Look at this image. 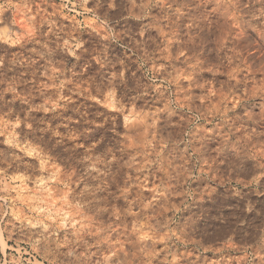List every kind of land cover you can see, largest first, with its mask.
Returning a JSON list of instances; mask_svg holds the SVG:
<instances>
[{
  "label": "clouds",
  "instance_id": "clouds-1",
  "mask_svg": "<svg viewBox=\"0 0 264 264\" xmlns=\"http://www.w3.org/2000/svg\"><path fill=\"white\" fill-rule=\"evenodd\" d=\"M52 7L29 17L33 28L23 37L10 32L15 20L0 18L7 36L0 40V112H11L19 101L30 114L53 113L30 115L27 135L75 161L71 145L78 136L48 123L61 105H29L40 90L27 75L9 77L13 67L33 79L47 78L43 88L86 99L94 93L104 107L115 104L117 117L135 106L137 124L159 126L164 134L152 158L137 153L147 163L136 171L156 165L168 197L179 195L181 209L205 225L201 239L221 246L213 249L223 252L216 264H264V0H61ZM77 8L76 15H65V9ZM60 54L67 63L52 73V60ZM87 111L75 109L77 125L90 127L97 116L106 125L116 123L113 113L97 110L89 120ZM126 130L135 132L131 122ZM127 141L116 133L104 150L105 156L121 157L109 161L117 172L133 167L123 162ZM127 192L125 187L120 194Z\"/></svg>",
  "mask_w": 264,
  "mask_h": 264
},
{
  "label": "rangeland",
  "instance_id": "rangeland-1",
  "mask_svg": "<svg viewBox=\"0 0 264 264\" xmlns=\"http://www.w3.org/2000/svg\"><path fill=\"white\" fill-rule=\"evenodd\" d=\"M6 3L12 7L6 10L0 7V18L6 22L15 20V24L8 25L10 32L23 37L33 28L28 21L30 16L35 18L38 8L52 12V4L61 0H50L47 6L40 0H0V6ZM79 11L64 10L65 15H76ZM60 20L66 25L71 23L64 17ZM42 28L47 31V25ZM6 38L0 26V40ZM82 38L87 39L88 33H82ZM60 63H67L63 54L53 58L50 71L58 72ZM22 74L40 90L29 105L33 108L48 103L61 105L55 118L48 120L49 126L78 138L71 145L75 161H70L27 135L33 126L28 119L30 115L40 119L53 117V113L30 114L28 105L19 101L11 112H0V263L216 264L223 252L213 249L221 246L201 239L205 225L196 214H186L181 209L179 195L173 193L168 197L160 187L164 177L153 171L156 165L143 172L136 171L147 163L137 153L146 152L152 158L151 149L156 147L157 140L163 139L159 126L147 129L137 124L135 106L117 117L115 104L104 107L103 102L97 103L99 97L94 93L93 99H86L67 89L43 88L49 83L47 78L33 79L22 67H13L8 72L12 78ZM23 87L18 86L17 91ZM28 87L31 90V85ZM85 90L92 91L91 87ZM76 108L87 109L89 120L97 110L113 113L111 119L116 123L106 125L97 116L90 127L83 121L77 125ZM69 119L72 123H67ZM128 122L135 129L133 134L126 130ZM116 133L121 138L128 136L129 147L123 150V162L133 165L120 172L109 161L121 157L104 155V150L112 147L109 141ZM125 187L128 192L121 195ZM197 240L199 244L195 243Z\"/></svg>",
  "mask_w": 264,
  "mask_h": 264
},
{
  "label": "bare ground",
  "instance_id": "bare-ground-1",
  "mask_svg": "<svg viewBox=\"0 0 264 264\" xmlns=\"http://www.w3.org/2000/svg\"><path fill=\"white\" fill-rule=\"evenodd\" d=\"M0 264H6V263H0Z\"/></svg>",
  "mask_w": 264,
  "mask_h": 264
}]
</instances>
